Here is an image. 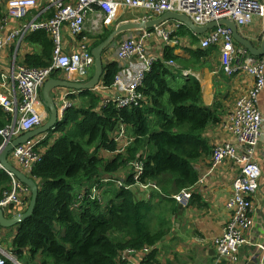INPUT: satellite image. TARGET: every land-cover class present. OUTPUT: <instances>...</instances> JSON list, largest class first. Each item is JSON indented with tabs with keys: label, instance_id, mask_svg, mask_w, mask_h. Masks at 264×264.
<instances>
[{
	"label": "trees",
	"instance_id": "1",
	"mask_svg": "<svg viewBox=\"0 0 264 264\" xmlns=\"http://www.w3.org/2000/svg\"><path fill=\"white\" fill-rule=\"evenodd\" d=\"M7 2L0 0V24L6 17ZM40 17L49 18L51 13ZM103 30L98 36L84 32L85 35L77 39L86 38L92 51L112 32L111 28ZM174 36L182 45V39L190 42L191 47L186 48L190 58L176 55L175 47L162 50L139 88L145 97L140 106L103 107L105 90L113 87L120 71L117 62L105 61V75L98 89L78 92L82 103L70 104L55 128L37 145L35 150L41 160L30 174L39 187L37 202L32 216L17 226L10 247V252L20 262L27 260L31 264L39 259L38 264H121L122 252L150 247L153 251L143 264L159 263L157 246L166 236V216L181 212L172 196L198 183L200 175L196 164L212 154L204 134L209 126L221 122L218 104L213 107L203 104L199 80L183 76L178 68L167 65L174 61L181 70L196 68L217 47L201 49L203 36L197 37L185 27H180ZM25 45L30 51H24ZM54 47L47 32H31L23 39L16 62L37 69L48 68L53 64ZM14 52L15 47H12L10 53ZM0 67L6 70L2 62ZM57 73L59 71L53 75ZM179 79L184 80L183 84L174 86ZM77 97L71 94L67 99L76 102ZM10 121L11 116L0 105V129ZM122 125L127 134L135 138L133 143L113 160L101 157L102 150L118 151L116 133ZM2 144L0 136V147ZM138 156L144 162L141 184L155 185L159 189H151L149 198L143 194L138 197L139 189L133 190L138 182L132 176L131 164ZM122 176H126L130 189L119 188L114 182L104 183L108 178L115 181ZM95 186L108 187L103 193L104 202L89 197ZM11 191L12 179L0 168V203ZM82 193L85 197L77 213L73 208L80 203ZM30 200L31 194L23 206L11 205L6 215L22 214ZM159 222L162 223L160 229L157 228ZM3 229L0 226V231Z\"/></svg>",
	"mask_w": 264,
	"mask_h": 264
},
{
	"label": "built area",
	"instance_id": "2",
	"mask_svg": "<svg viewBox=\"0 0 264 264\" xmlns=\"http://www.w3.org/2000/svg\"><path fill=\"white\" fill-rule=\"evenodd\" d=\"M4 9L6 17L0 24V54L12 47H15V52L8 69L0 73V105L11 116L10 123L0 129L3 139L1 146L47 122L49 114L44 106L41 91L55 71L63 72L66 76L76 71L83 83L92 75L94 57L87 39L81 41L77 52L67 54L64 52V30H68L72 36H80L89 23L90 32L94 33L100 24L101 30L109 28L129 12L141 13L143 17L140 21L159 18L169 12L184 14L198 26L228 19L237 24L242 36L255 22L264 23V2L261 0H9ZM40 9L41 13L32 15ZM49 13L51 17L41 19V15L47 16ZM31 15V20L27 22ZM8 21L13 23V28L4 32ZM18 22L23 23L16 25ZM167 23L153 30L132 32L114 43L112 49L116 58L124 62V66L116 74L112 87L116 88L119 94L103 99V107L114 105L118 109L132 108L145 101L139 88L143 86L147 73L151 71L162 50L172 46L171 36L181 27L178 23L176 29L167 30ZM38 30L47 32L54 42L53 64L44 69L17 64L16 55L23 39ZM199 45L203 50L219 48L221 69L225 75L247 74L253 79V86L237 99L228 117L230 124L227 123V126L234 139L213 147L211 167L204 177L207 179L216 174L226 162H231L238 168L232 184V196L226 205L230 217L221 237L215 242L214 264H221L223 261L243 264L239 255L244 248L253 250V255H259V264H264V242L255 240L253 218V198L259 190L262 175L257 154L264 135V116L258 107L259 95L264 90V57L252 56L248 50L236 43L230 29L221 26L204 35ZM167 65L174 69L178 67L174 61L167 62ZM182 74L189 76L190 72L182 71ZM66 106L70 104L65 102L64 107ZM116 136L119 143L118 153L126 152L135 139L127 134L123 125ZM41 141L42 139H34L16 147L10 155L13 164L19 165V169L28 176L41 160L40 154L35 150ZM139 158L140 156L131 164L134 167L133 176L138 182L135 186L146 190L142 191L143 195H146V192L151 193V189L159 190L155 185L141 184L144 162ZM9 176L12 179V191L6 194L0 203L5 213L11 205L23 206L31 194L30 189L14 175ZM204 179L196 185L202 184ZM125 180L126 176H122L115 181L108 178L104 183L114 182L119 188L130 189L131 186H128ZM193 188L181 190L172 196L181 208L190 206ZM104 190L105 188L95 186L89 197L95 200V197L99 196L98 192L103 195ZM81 195L80 202L83 201L85 193ZM152 251L153 248L150 247L140 251L129 249L122 252L119 258L121 264H143ZM8 262L23 264L0 244V264Z\"/></svg>",
	"mask_w": 264,
	"mask_h": 264
},
{
	"label": "crops",
	"instance_id": "3",
	"mask_svg": "<svg viewBox=\"0 0 264 264\" xmlns=\"http://www.w3.org/2000/svg\"><path fill=\"white\" fill-rule=\"evenodd\" d=\"M41 12L42 9L37 12H33L32 15ZM32 15L26 20L27 22L31 20ZM123 17L124 15L120 20H122ZM21 23L23 22H18L16 25ZM12 28L13 23L8 21L4 32L10 31ZM87 28L86 32L91 33L89 23ZM263 32L264 23L257 21L246 30L244 36L246 38L253 39V43L258 47L261 43ZM78 37L79 36H72L68 30H64L63 42L65 53L69 54L79 50L81 40H78ZM185 41L181 48L179 46L175 47V54L184 59H189L190 54L186 48L191 46L188 40ZM87 42L89 44L88 40ZM25 46L23 48L25 49L24 51H30V48L27 47V45ZM10 50V48H7L0 54V62H2L3 66L2 68L6 70L9 67V62L13 60V55L10 53ZM104 55V61H115L118 63L119 68L124 66V62H121L118 58H116L115 51L112 47ZM177 68L183 72H190L189 76H193L199 80L202 87V101L205 106L213 107L217 104L219 106L221 119L220 124L209 126L204 134L212 149L217 144L232 141L234 138L227 126V123L230 124L228 117L233 111L237 99L253 86V79L247 74H239L235 76L225 75L221 69L219 48L212 51L208 58L201 60L196 68H189L187 70H181L180 67ZM1 72L3 71L0 67V73ZM51 78L69 79L71 81L83 82L80 74L76 71H73L67 76L64 75L63 72L59 71L56 75H52ZM183 81L184 80L179 79V81L173 83V85L179 87L183 84ZM78 92L79 91L75 92V90H59L58 92L54 91L52 96L56 97L59 107L64 108L65 102L69 104H76L77 102L82 103L80 98L77 97L79 96ZM105 92V98H111L114 95L119 94L116 88L106 89ZM71 94L78 98L76 102L67 99V97ZM258 104V107L264 116V90L259 95ZM257 160L261 166L262 175L259 181V190L253 198V218L256 229L255 240L262 243L264 242V135L263 140H261L258 147ZM211 162L212 154L211 156H207L197 162L196 168L200 175L198 182L204 179L205 175L209 172ZM237 172L238 168L235 164L226 162L220 167V170H218L216 174H212L207 179H204L202 184L199 186L196 185L193 188V196L190 206L188 208H181V211L184 212L185 218L187 219L183 224L186 228L178 224L179 227L177 230L181 231V229H183L182 231H184L179 234L174 231L175 229H171V231L177 236V242L170 251L172 254L170 261H168L160 257L161 255H166L164 251V244L166 240L172 238V236H169L171 231L168 233V229L170 228L165 227L164 230L166 232V236L157 246L158 264H214L216 256L215 242L221 237L230 217L226 205L232 196V184ZM167 216L170 215L167 214ZM173 216L176 215H171V217ZM161 227L162 223L159 222L157 228L160 229ZM160 246L162 248H160ZM252 252L253 250H250L249 248H244L240 251L239 259H242L243 264H259V255H253ZM251 255L253 257H251ZM221 264L233 263L223 261Z\"/></svg>",
	"mask_w": 264,
	"mask_h": 264
},
{
	"label": "water",
	"instance_id": "4",
	"mask_svg": "<svg viewBox=\"0 0 264 264\" xmlns=\"http://www.w3.org/2000/svg\"><path fill=\"white\" fill-rule=\"evenodd\" d=\"M177 21L181 26L189 30L193 35L201 37L206 33L221 27H226L231 30L234 40L238 45H241L249 53L257 58L264 57V32L261 37V43L257 47L252 40L245 38L239 33L238 26L234 21L228 19H222L219 22H211L206 26H198L184 14L177 13H166L159 18L148 19V20H128L120 22L114 28L109 36L101 42L97 47L92 50L94 57V71L92 77L87 82H76L69 79H57L50 78L43 86L42 89V100L45 108L48 111L49 119L47 122L32 131L25 133L24 135L15 138L10 143H6L0 147V168L3 169L7 174H12L22 184L27 186L31 192V200L25 212L17 216L9 217L5 211L0 207V226L4 229L17 227L21 222L31 217L35 205L37 202L39 187L34 179L24 173L21 169L17 168L10 159L12 151L21 145H24L34 139H42L45 135L55 128L58 122L61 120L60 116L64 113V109L60 110L59 104L55 96L52 93L61 91H93L98 89L101 84V80L105 75V61L104 54L114 45V43L121 37L128 35L132 32H138L143 30H153L158 28L169 21Z\"/></svg>",
	"mask_w": 264,
	"mask_h": 264
},
{
	"label": "rangeland",
	"instance_id": "5",
	"mask_svg": "<svg viewBox=\"0 0 264 264\" xmlns=\"http://www.w3.org/2000/svg\"><path fill=\"white\" fill-rule=\"evenodd\" d=\"M9 1V0H8ZM143 17V15L141 14V13H139V12H129V13H126L125 15H124V17L122 18L123 20H135V21H139L141 18ZM128 18H130V19H128ZM117 24H114L113 25V28H114V26H116ZM177 25H178V22L177 21H174V20H172V21H169L167 24H166V26H165V28L167 29V30H170V29H176L177 28ZM89 26H91L90 24H89ZM88 27V24L86 25V30L88 29L87 28ZM102 29V26H101V24L99 25V28L98 29H96L95 31L96 32H94V33H90L91 35H93V36H98V35H101L102 34V31H104V30H101ZM85 30V31H86ZM178 30V29H177ZM177 30H176V32L175 33H177ZM185 30H186V28H185ZM84 31V32H85ZM97 33V34H96ZM174 33V34H175ZM174 34L171 36V40H172V46H180V41L179 40H174L175 39V36H174ZM182 40H187V38L186 39H182ZM186 42V41H185ZM175 43H177V44H175ZM161 50H159V52H160ZM118 133V132H117ZM117 133H116V135H117ZM116 139H117V136H116ZM118 148H119V145H118ZM123 153H125V152H123ZM118 155V151H115V152H107V151H101L100 152V156L101 157H103V158H107L108 160H113L114 159V157L115 156H117ZM17 168H20L19 167V165H17L16 166ZM108 189V187H105V190H107ZM146 191L145 189H143V188H141L138 192H137V194H139V193H141L140 191ZM102 193V192H101ZM100 192H98V195L99 196H96L95 197V200L96 201H103L102 199L104 198V195H100L101 194ZM146 196L147 197H150L151 196V193H149V192H146ZM94 200V201H95ZM104 202V201H103ZM81 203H82V201L77 205V203L74 205V208H73V210L75 211V212H77V213H80V206H81ZM166 220H168L167 221V228H170V229H168V233L171 231V229H175L174 231L177 233V234H179V233H181V232H184V231H182L183 229H181V231H179V230H177V228L179 227V225L178 224H180V226H182V227H185L186 228V226L185 225H183L185 222H186V218H185V214H184V212H182L181 211V213L179 214V215H176V216H173V217H171V216H166ZM17 231H18V228L15 226V227H12V228H9V229H3V230H1L0 231V244H1V246L5 249V250H7V251H10V247H11V243H12V241H13V239H14V237L16 236V234H17ZM170 237L172 236V238H170L169 240H166V242H165V244H164V251H165V253H166V255H161L160 257H162L164 260H168V261H170V258H171V254H172V252H170L172 249H173V246H174V244L177 242V236H176V234L175 233H173L172 231L170 232V235H169ZM164 240V239H163ZM182 240H183V238H182ZM160 248H162L161 246H160ZM159 257V256H158ZM23 264H29L28 262H27V260H23V261H21ZM39 263V259H37L36 260V262L35 263H31V264H38Z\"/></svg>",
	"mask_w": 264,
	"mask_h": 264
},
{
	"label": "clouds",
	"instance_id": "6",
	"mask_svg": "<svg viewBox=\"0 0 264 264\" xmlns=\"http://www.w3.org/2000/svg\"><path fill=\"white\" fill-rule=\"evenodd\" d=\"M126 21H127V20H126ZM139 21H140V20H139ZM120 22H121V21L119 20V22H117L116 24H119ZM123 22H124V21H123ZM113 25H114V24H113ZM113 25L109 27V28H111V30H112V28H113ZM181 27H183V26H181ZM206 34H207V33H206ZM203 36H204V35H203ZM119 39H120V38H119ZM181 46H182V44H180L179 47L181 48ZM170 47H172V46H170ZM174 47H177V46H174ZM93 71H94V70H93ZM42 89H43V88H42ZM41 96H42V91H41ZM70 106H71V105H70ZM68 107H69V106H68ZM66 108H67V106L64 107V108H60V110H61V109L66 110ZM64 112H65V111H64ZM63 114H64V113H62V115H63ZM62 115L60 116V119H62V118H61V117H63ZM48 119H49V118H48ZM117 137H118V136H117ZM117 143H118V142H117ZM118 144H119V143H118ZM132 163H133V162H132ZM131 166H132V165H131ZM133 170H134V167H133ZM126 184H127V183H126ZM137 189L140 190V188H138L137 186L133 187V190H134L135 192H136ZM139 190H138V191H139ZM138 191H137V192H138ZM140 192H141V194H140V193H139V194L136 193V194L138 195V197H142V190H141ZM151 194H152V193H151Z\"/></svg>",
	"mask_w": 264,
	"mask_h": 264
},
{
	"label": "bare ground",
	"instance_id": "7",
	"mask_svg": "<svg viewBox=\"0 0 264 264\" xmlns=\"http://www.w3.org/2000/svg\"><path fill=\"white\" fill-rule=\"evenodd\" d=\"M106 30V29H105ZM107 31V30H106ZM87 33V32H86ZM102 33H103V31H102ZM97 34V33H96ZM82 35H85V33H83ZM84 37V36H83ZM133 176V175H132ZM135 182V181H134ZM136 183V182H135ZM107 185V184H106Z\"/></svg>",
	"mask_w": 264,
	"mask_h": 264
}]
</instances>
